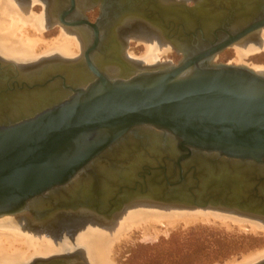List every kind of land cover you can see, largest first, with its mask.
Returning a JSON list of instances; mask_svg holds the SVG:
<instances>
[{
	"label": "water",
	"instance_id": "obj_1",
	"mask_svg": "<svg viewBox=\"0 0 264 264\" xmlns=\"http://www.w3.org/2000/svg\"><path fill=\"white\" fill-rule=\"evenodd\" d=\"M99 1L93 24L82 11L70 21L85 30L81 57L26 67L0 58V217L41 226L149 200L264 218V75L214 63L264 26V14L232 35L216 28L212 0ZM63 3L62 24L75 0ZM132 23L158 29L178 62L114 57L107 40Z\"/></svg>",
	"mask_w": 264,
	"mask_h": 264
},
{
	"label": "bare ground",
	"instance_id": "obj_2",
	"mask_svg": "<svg viewBox=\"0 0 264 264\" xmlns=\"http://www.w3.org/2000/svg\"><path fill=\"white\" fill-rule=\"evenodd\" d=\"M62 2L60 0V3ZM34 3L35 0H0V58L17 67H26L34 66L43 60L62 59L61 61L64 62V60L71 61L81 57L85 44L84 28L80 27V25H74L70 22L71 20L68 21L67 16H63V24L59 17H54L57 21H55V24L60 27V35L58 34L59 37L48 44L43 38V33L48 28V19L44 14L43 16L32 13L31 8ZM171 13H179V11H171ZM127 17L129 18V16ZM70 28L78 36L73 34ZM130 31L133 34L131 33L128 36V41L141 43L146 50L143 58L145 65L142 64L143 60L134 59L131 54L124 52L126 63L131 66H134V64L146 67L160 65L161 63H156L157 55L172 50L171 45L160 33L159 35H161L163 40L159 39L158 35L154 36V34L147 33L142 29ZM258 32L259 34H257ZM254 34H257L262 39L263 44L261 46L259 45L260 41L255 40L256 35ZM248 41L250 42L246 43ZM263 45L264 26L259 27L256 33H251L244 38L233 41L229 47L235 50L237 65L246 66V64L242 63V60L258 54L264 49ZM38 46L43 47L40 53L34 51V49L37 50L36 47ZM216 57L217 55L214 60ZM167 64L172 63L168 62ZM249 69L264 75V66H251ZM115 70L117 71V69ZM18 219L21 221L27 220L23 214L0 217V264H26L33 258H49L61 252L67 246L75 247L76 253L79 254L78 258H76L78 260L76 264H115L114 254L112 253H114L118 245L124 244L123 241L127 243L126 240L130 239L129 234H131L132 230L139 228L141 232L143 231L141 234L145 235L150 232V229L154 230L153 227L156 225L167 230L178 227L180 224L185 227L197 222H219L227 227L225 229L235 225L239 228L238 230L241 229L240 231H252L253 233L251 234H255L256 230L264 233V218L257 215H247L213 207L187 208L167 206L154 204L149 200L133 201L111 216L82 215L76 219L69 238H65L66 240H63L62 243L42 230H22L16 224ZM155 236L153 234V237ZM148 237L150 239V236ZM262 261H264V250L243 256L238 263L236 261H226L225 264H258Z\"/></svg>",
	"mask_w": 264,
	"mask_h": 264
},
{
	"label": "rangeland",
	"instance_id": "obj_3",
	"mask_svg": "<svg viewBox=\"0 0 264 264\" xmlns=\"http://www.w3.org/2000/svg\"><path fill=\"white\" fill-rule=\"evenodd\" d=\"M31 9L34 14L46 15L48 19V28L46 29L47 31L43 33V38L48 44L49 42L52 43V40L54 41L55 38L57 39L59 37L60 27L55 24L49 15H47V6L43 3V0H35ZM94 15V13H89L91 20L95 18ZM255 37V40L260 41L259 45L261 46V44H263L262 39L258 35ZM249 42L250 41L246 43ZM36 48L37 50L34 49L36 53H40L42 52L40 50H43L41 46ZM124 52L131 54L134 59L141 61L145 56L146 50L143 44L137 43L136 41H129ZM235 54V50L229 47L217 55L214 63L238 66L237 56ZM158 55L156 57V63L161 64L168 62L176 64L180 59V56L172 50ZM42 58L44 59V57ZM242 63L246 64V66H244L248 68L251 66H264V49L258 54L243 59ZM142 64L145 65L144 60ZM87 189L89 190V188ZM96 190L98 192L101 191L100 187L96 188ZM82 215L84 214L73 213L61 215L47 221L41 226L34 225L30 221L21 220H17L16 224H18L22 230H42L47 232L58 242L62 243L63 240H66L65 238H69L73 230V225L76 223V219ZM210 223L197 222L196 224L187 225L188 227L185 226L186 228L180 224L178 227L176 226L167 230H164L163 227L153 225L154 230L150 229V232L145 235L141 234L143 231L141 232L139 228H137L139 230L136 229L137 231L132 230L131 234H129L130 241L126 240L127 243L123 241L124 244L118 245L116 248L117 250L115 249L114 253H112L115 258L114 262L115 264H225L226 261H236L238 263L243 256L252 252L264 250V233H262V231L255 230V234H251L253 233L252 231H245L246 234L243 230H238L239 228L235 225L228 228L232 230H228L225 229L227 227L224 224L223 226L219 222L212 223L214 225ZM155 232H157V234H155ZM153 234L156 236L153 237ZM144 236H150V239ZM74 248L75 247L71 248L67 246L61 252L53 256L64 257L66 255H71L74 259L78 258L79 254L76 253ZM38 259L48 258H33L26 264H32L33 261Z\"/></svg>",
	"mask_w": 264,
	"mask_h": 264
},
{
	"label": "flooded vegetation",
	"instance_id": "obj_4",
	"mask_svg": "<svg viewBox=\"0 0 264 264\" xmlns=\"http://www.w3.org/2000/svg\"><path fill=\"white\" fill-rule=\"evenodd\" d=\"M62 1H64V0H62ZM170 1H175L176 3L186 5L187 7H193L195 0H170ZM95 2H96V0H75V9L72 10L71 13L67 12L66 16H67L68 21L71 20L70 18H73V17L75 18L77 16V13L82 11L85 18L88 20V22L93 24L100 15V7H99L100 1L97 0V2L96 3ZM117 2L120 3L122 5V7H124L123 6L124 0L122 3L119 1H117ZM43 3L47 6L48 15L55 22L56 21L55 18H57L59 16L58 7H59L60 0H59V2L57 0H45V1L43 0ZM60 4H62L60 6H66V4H64L63 2ZM165 7H170V6L165 5ZM208 9L210 12L209 7H208ZM172 11H179V10L177 8H174ZM89 13L95 14L94 15L95 18L93 20L90 19ZM261 13L264 14V0H212L211 16L213 17V19L216 23L218 22V24L216 25V28L218 26H220L221 23H222V25L225 24V31L228 30L229 34H232V35H234L236 32L242 31L248 25L252 24V22H256L260 18L259 16L262 15ZM174 14H180V12L174 13ZM126 19H128V17L122 18L123 21H125ZM260 19H262V18H260ZM123 21H120V22L122 23ZM70 29H71L72 33L76 34V32L73 31L72 28H70ZM138 29L139 30L140 29L145 30L147 33H150L152 35L154 34V36L158 35L157 37L159 39L160 38L162 39L161 35H159V33H157L158 29L157 30L156 29H149L148 27H143L142 24L140 25L138 23H132L131 25H127L123 29H120V30L118 29V32H117L118 38L116 39V41H115V39H112V38L107 40V42L109 40H111V42L113 41L112 42L113 46H111V50H112L111 53L114 57L118 56L122 59L124 58V60H125V57L123 54H124V49L127 47V43L129 42L128 36L132 33V31H130V30L137 31ZM113 30H112V34H110L112 36L114 33ZM259 32L257 34H259ZM257 34H254V35H257ZM81 45H82V43H81ZM111 72L112 71H110L109 73H111ZM51 258H55L56 260H61V258H62V260H64L65 263L72 264V263H70L71 260L70 261L65 260V259L72 258L71 255H66L64 257L52 256ZM43 260L46 262H49L50 258L43 259ZM33 263L36 264V262H33Z\"/></svg>",
	"mask_w": 264,
	"mask_h": 264
}]
</instances>
